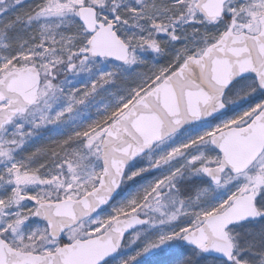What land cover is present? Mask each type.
Returning <instances> with one entry per match:
<instances>
[{"label": "snow or ice", "instance_id": "1", "mask_svg": "<svg viewBox=\"0 0 264 264\" xmlns=\"http://www.w3.org/2000/svg\"><path fill=\"white\" fill-rule=\"evenodd\" d=\"M0 264H264V0H0Z\"/></svg>", "mask_w": 264, "mask_h": 264}]
</instances>
